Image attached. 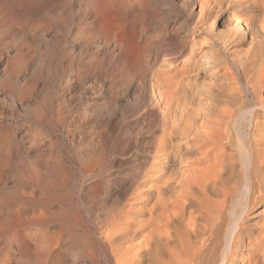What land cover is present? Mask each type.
Masks as SVG:
<instances>
[{"label": "rangeland", "instance_id": "obj_1", "mask_svg": "<svg viewBox=\"0 0 264 264\" xmlns=\"http://www.w3.org/2000/svg\"><path fill=\"white\" fill-rule=\"evenodd\" d=\"M198 10L193 0H0V264H91L96 228L152 174L165 116L149 84L210 41ZM189 77L202 93L200 73ZM184 89L174 100L193 108ZM64 215L74 223L61 235Z\"/></svg>", "mask_w": 264, "mask_h": 264}, {"label": "bare ground", "instance_id": "obj_2", "mask_svg": "<svg viewBox=\"0 0 264 264\" xmlns=\"http://www.w3.org/2000/svg\"><path fill=\"white\" fill-rule=\"evenodd\" d=\"M193 2L210 41L193 64L184 59L178 71L148 83L165 116L152 174L141 177L114 223L106 212L107 224L94 228L91 264H264V0ZM219 20L223 29L215 32ZM194 73L205 93L193 87ZM183 87L196 107H178ZM69 221L64 215L61 235Z\"/></svg>", "mask_w": 264, "mask_h": 264}]
</instances>
